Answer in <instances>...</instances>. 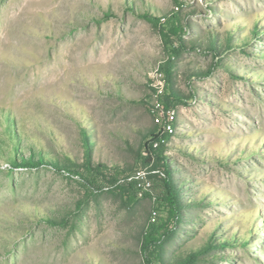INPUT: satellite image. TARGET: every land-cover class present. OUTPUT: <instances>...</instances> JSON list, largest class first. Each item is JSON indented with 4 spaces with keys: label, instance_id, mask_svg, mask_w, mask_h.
I'll return each instance as SVG.
<instances>
[{
    "label": "rangeland",
    "instance_id": "rangeland-1",
    "mask_svg": "<svg viewBox=\"0 0 264 264\" xmlns=\"http://www.w3.org/2000/svg\"><path fill=\"white\" fill-rule=\"evenodd\" d=\"M0 264H264V0H0Z\"/></svg>",
    "mask_w": 264,
    "mask_h": 264
},
{
    "label": "built area",
    "instance_id": "built-area-1",
    "mask_svg": "<svg viewBox=\"0 0 264 264\" xmlns=\"http://www.w3.org/2000/svg\"><path fill=\"white\" fill-rule=\"evenodd\" d=\"M155 85L157 88V92L159 94L163 91V83L162 80L158 77V75L155 73ZM159 104L156 105V107L153 109V117L154 122L156 125L160 128V134L156 140L153 141L152 146L154 148H158L162 143L165 142L166 137L174 133V111L173 110H167L165 113L163 111H159ZM137 177L141 178L145 181L147 185H149V182L146 181L145 173L143 171L137 172Z\"/></svg>",
    "mask_w": 264,
    "mask_h": 264
}]
</instances>
